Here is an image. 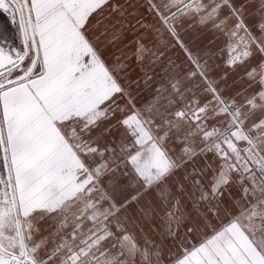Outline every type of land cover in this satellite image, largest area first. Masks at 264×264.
Wrapping results in <instances>:
<instances>
[{
	"label": "snow or ice",
	"instance_id": "1",
	"mask_svg": "<svg viewBox=\"0 0 264 264\" xmlns=\"http://www.w3.org/2000/svg\"><path fill=\"white\" fill-rule=\"evenodd\" d=\"M0 12V264H264V0Z\"/></svg>",
	"mask_w": 264,
	"mask_h": 264
},
{
	"label": "trees",
	"instance_id": "2",
	"mask_svg": "<svg viewBox=\"0 0 264 264\" xmlns=\"http://www.w3.org/2000/svg\"><path fill=\"white\" fill-rule=\"evenodd\" d=\"M0 25L7 26L8 32L11 34L13 32V28L8 20V17L3 12H0Z\"/></svg>",
	"mask_w": 264,
	"mask_h": 264
}]
</instances>
